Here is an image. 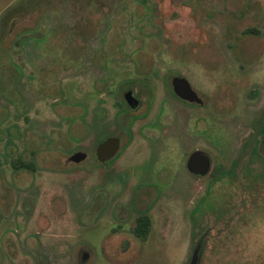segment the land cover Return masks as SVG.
<instances>
[{
  "label": "rangeland",
  "instance_id": "rangeland-1",
  "mask_svg": "<svg viewBox=\"0 0 264 264\" xmlns=\"http://www.w3.org/2000/svg\"><path fill=\"white\" fill-rule=\"evenodd\" d=\"M12 9L0 264H81V251L82 264H189L202 235L198 264H264V0H0V21ZM174 77L200 106L175 97ZM112 135L120 151L100 165ZM195 150L211 159L201 179L185 166ZM78 151L87 158L69 162Z\"/></svg>",
  "mask_w": 264,
  "mask_h": 264
},
{
  "label": "water",
  "instance_id": "water-1",
  "mask_svg": "<svg viewBox=\"0 0 264 264\" xmlns=\"http://www.w3.org/2000/svg\"><path fill=\"white\" fill-rule=\"evenodd\" d=\"M172 91L177 98L182 101L189 103L202 104L201 99L198 97L196 92L192 89L189 82L181 77H174L171 79ZM125 102L131 109H134L139 104L138 99H136L131 90L123 94ZM120 149V141L117 137H109L100 143L95 150L96 160L99 163H105L113 159ZM86 154L82 152L74 153L70 156L69 161L78 164L81 161L85 160ZM187 171L198 177H205L211 170V160L208 154L203 151L195 150L187 158L186 161ZM200 244L198 243L191 254L189 264H198L199 253H200ZM86 259L87 257H82Z\"/></svg>",
  "mask_w": 264,
  "mask_h": 264
},
{
  "label": "trees",
  "instance_id": "trees-1",
  "mask_svg": "<svg viewBox=\"0 0 264 264\" xmlns=\"http://www.w3.org/2000/svg\"><path fill=\"white\" fill-rule=\"evenodd\" d=\"M12 10H9L7 12H5L2 16H1V21H0V25L4 26L6 28H9L13 25V21L18 18L19 16L15 15V13L12 12ZM8 31V30H7ZM244 34H257V31L255 30H245ZM257 93H254V96H256ZM116 106L118 108H120L119 104L117 103ZM263 144H264V140H263ZM11 167L13 169H20V168H26V169H31L32 165L30 163H24L21 159H16V160H12L11 161ZM222 167L218 166L215 168V170L213 171V174H218L221 171ZM150 220L147 216H138L136 219V223L134 225V228L132 229V232L134 234V236L140 240L141 242L145 241L149 232H150ZM203 238L204 235H202V237L200 238V240L198 241L201 242L200 244V250L202 248L203 245Z\"/></svg>",
  "mask_w": 264,
  "mask_h": 264
},
{
  "label": "flooded vegetation",
  "instance_id": "flooded-vegetation-1",
  "mask_svg": "<svg viewBox=\"0 0 264 264\" xmlns=\"http://www.w3.org/2000/svg\"><path fill=\"white\" fill-rule=\"evenodd\" d=\"M171 82V81H170ZM170 86H171V83H170ZM171 89H172V87H171ZM129 90H131V89H128L127 91H129ZM127 91H125V92H127ZM132 91V90H131ZM125 92H123L122 93V101H123V103H124V105L126 106V109H125V111H133V110H136L139 106H140V100L138 99V98H136V96L134 95V93H133V95H134V97L136 98V99H138V101H139V104L137 105V107L136 108H134V109H131L129 106H128V104L125 102V100H124V98H123V94L125 93ZM133 92V91H132ZM173 92V91H172ZM174 94V93H173ZM175 95V94H174ZM176 97V96H175ZM177 98V97H176ZM179 99V98H178ZM180 100V99H179ZM180 101H182V100H180ZM182 102H186V101H182ZM186 103H189V102H186ZM189 104H195V103H189ZM196 105H201V104H196ZM109 137H117L118 139H119V141H120V137H118V136H116V135H112V136H109ZM109 137H107V138H109ZM107 138H105V139H103L100 143H102L104 140H106ZM99 143V144H100ZM98 144V145H99ZM97 145V146H98ZM96 146V147H97ZM96 147H95V150H96ZM120 147H121V141H120ZM119 151H120V149H119ZM78 152H81V151H78ZM78 152H75V153H78ZM82 153H84V152H82ZM119 153V152H118ZM118 153H117V155H118ZM192 153V152H191ZM190 153V154H191ZM74 154V153H73ZM72 154V155H73ZM84 154H86V153H84ZM94 154H95V151H94ZM189 154V155H190ZM71 156V155H70ZM95 156V160H96V155H94ZM209 156V155H208ZM116 157V156H115ZM114 157V158H115ZM70 158V157H69ZM69 158H68V160H69ZM86 158H87V154H86ZM85 158V159H86ZM113 158V159H114ZM188 158V157H187ZM211 160V159H210ZM84 161V160H83ZM83 161H81V162H83ZM97 161V160H96ZM112 161V159L111 160H109V161H107V162H105V163H99L98 161V163L100 164V165H105V164H107V163H109V162H111ZM187 161V160H186ZM70 162V161H69ZM80 162V163H81ZM72 163V162H71ZM79 164V163H78ZM185 166H186V163H185ZM190 174V173H189ZM192 175V174H191ZM208 175V174H207ZM206 175V176H207ZM192 176H194V175H192ZM194 177H196V176H194ZM196 178H198V177H196ZM204 178V177H203ZM198 179H201V178H198ZM140 216H145V215H140ZM137 219V218H136ZM135 223H136V221H135ZM135 225V224H134ZM134 228V227H133ZM133 233V232H132ZM134 235V234H133ZM135 237V236H134ZM136 238V237H135ZM137 239V238H136ZM140 241V240H139ZM198 244V243H197ZM199 244H201V242H199ZM84 256H86L87 258L86 259H83L82 257H84ZM89 259V253L88 252H85V251H81V252H79L78 253V261H79V263H84V262H86L87 260ZM199 262V261H198Z\"/></svg>",
  "mask_w": 264,
  "mask_h": 264
}]
</instances>
